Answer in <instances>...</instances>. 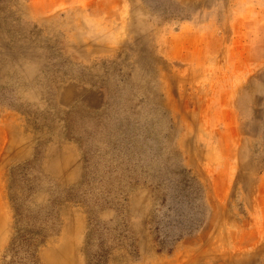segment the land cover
<instances>
[{"label":"rangeland","instance_id":"obj_1","mask_svg":"<svg viewBox=\"0 0 264 264\" xmlns=\"http://www.w3.org/2000/svg\"><path fill=\"white\" fill-rule=\"evenodd\" d=\"M0 147V264H264V0H0Z\"/></svg>","mask_w":264,"mask_h":264},{"label":"bare ground","instance_id":"obj_2","mask_svg":"<svg viewBox=\"0 0 264 264\" xmlns=\"http://www.w3.org/2000/svg\"><path fill=\"white\" fill-rule=\"evenodd\" d=\"M1 150V147H0ZM6 203L3 199L2 191L0 190V222H5L8 220L9 212L6 207ZM73 227L75 224H71L68 228L69 233L73 231ZM264 232V229H262ZM75 243L73 241H66L63 245L59 247L58 250L48 251L46 254V259L48 260L49 264H78L75 258ZM207 253H201L198 255H193L192 261L188 264H197L199 263ZM245 257L243 254L238 255L237 257L233 258L232 261L243 259ZM240 261V260H239ZM164 264V263H162Z\"/></svg>","mask_w":264,"mask_h":264},{"label":"trees","instance_id":"obj_3","mask_svg":"<svg viewBox=\"0 0 264 264\" xmlns=\"http://www.w3.org/2000/svg\"><path fill=\"white\" fill-rule=\"evenodd\" d=\"M74 189L73 188H70L68 189V192H72ZM77 198L73 197V196H69L67 201H76ZM18 215V213H17ZM22 231V229H19V234L20 232ZM44 233V229H41L39 228L38 230H36L33 234L31 233L27 238L26 240V245L27 247H29L31 250H37L38 248H40L43 244H44V240H43V235ZM19 234H17V239H18V236H20ZM15 238V241L17 240ZM88 264H103L104 261L103 260H91L90 257L88 258Z\"/></svg>","mask_w":264,"mask_h":264},{"label":"crops","instance_id":"obj_4","mask_svg":"<svg viewBox=\"0 0 264 264\" xmlns=\"http://www.w3.org/2000/svg\"><path fill=\"white\" fill-rule=\"evenodd\" d=\"M51 151L52 152H54L55 153V158H54V162L55 161H58L59 160V158H60V156H58V152H56V150L54 149V147L53 148H51ZM51 168H54V169H57V170H59L60 172H61V174H63V175H67V176H70V175H72L71 174V172L69 173L68 172V170H66V168H63V170H61L62 168H55L54 166H51ZM79 172V168L78 167H76V174Z\"/></svg>","mask_w":264,"mask_h":264}]
</instances>
